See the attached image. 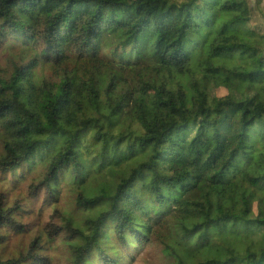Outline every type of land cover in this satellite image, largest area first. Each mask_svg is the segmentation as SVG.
Returning a JSON list of instances; mask_svg holds the SVG:
<instances>
[{
    "label": "trees",
    "instance_id": "trees-1",
    "mask_svg": "<svg viewBox=\"0 0 264 264\" xmlns=\"http://www.w3.org/2000/svg\"><path fill=\"white\" fill-rule=\"evenodd\" d=\"M255 3L0 0V264H264ZM192 32L205 99L135 86L189 66Z\"/></svg>",
    "mask_w": 264,
    "mask_h": 264
},
{
    "label": "rangeland",
    "instance_id": "rangeland-1",
    "mask_svg": "<svg viewBox=\"0 0 264 264\" xmlns=\"http://www.w3.org/2000/svg\"><path fill=\"white\" fill-rule=\"evenodd\" d=\"M250 2L255 15L254 19L261 20V17L256 12L255 0H250ZM197 44H199L197 36L193 32L190 33L185 46L188 52L194 53L195 60L189 66L178 70H173L171 76L168 77L156 78L152 74H147L144 76L141 82H135V86L137 88H143L146 86L159 88L162 91L164 98L171 99L175 103L178 102L177 93H184L185 95L191 96L193 102L201 101V98L205 99L207 94L203 92L207 87L217 83L218 78L214 74H206L200 70V66L203 61V55L200 53ZM232 57L233 56L231 54H225V59H232ZM247 64L250 66L254 65L253 62H247ZM146 122L154 124L157 123V119L152 113L146 116ZM17 178L18 175L13 176L12 171L7 173L0 172V194L5 195V206L10 205L9 185H15ZM25 191L26 188H24V192ZM73 199L74 196L71 195V203ZM16 242H18V240ZM19 249L20 246L18 245L11 246L1 252V254L5 255L6 257L0 256V258H9L14 256Z\"/></svg>",
    "mask_w": 264,
    "mask_h": 264
}]
</instances>
